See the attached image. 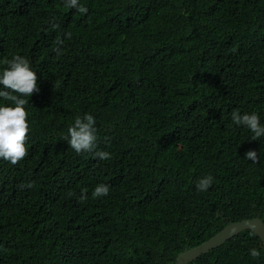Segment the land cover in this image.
<instances>
[{
	"label": "trees",
	"instance_id": "16d2710c",
	"mask_svg": "<svg viewBox=\"0 0 264 264\" xmlns=\"http://www.w3.org/2000/svg\"><path fill=\"white\" fill-rule=\"evenodd\" d=\"M79 4L87 14L0 0V73L23 56L40 88L25 105L28 156L0 159V264H176L230 223L264 221V137L231 119L264 124V0ZM85 114L110 160L64 139ZM98 184L109 194L92 198ZM190 264H264V245L245 230Z\"/></svg>",
	"mask_w": 264,
	"mask_h": 264
},
{
	"label": "clouds",
	"instance_id": "9594fccd",
	"mask_svg": "<svg viewBox=\"0 0 264 264\" xmlns=\"http://www.w3.org/2000/svg\"><path fill=\"white\" fill-rule=\"evenodd\" d=\"M64 6L69 9H75L81 15L87 14L88 9L79 4V0H63ZM51 27L58 29L59 25L52 23ZM72 33L67 32L64 38L58 37L57 47L54 49L57 56L63 55L61 45L64 39H71ZM7 67L0 73V98L9 101L8 106H0V159L15 166L28 156L26 141L29 139L30 125L28 113L25 105L29 103L27 97L40 91L38 85L37 73L31 69V62L20 55H15L12 59L4 60ZM232 122L237 126H243L249 129L254 135L252 140L264 137V124H261L259 115L255 112L243 115L239 110L231 113ZM96 120L91 114H85L83 117L77 116L73 126L68 128V135L64 137L69 147L77 154L84 152H94L96 158L100 160H110L111 154L107 151H94L97 147V129ZM245 159L252 163L259 162V155L254 150L245 153ZM214 177L204 176L196 183L198 191L205 192L213 184ZM23 188H32L28 183L21 185ZM110 186L107 184H98L92 192V198H100L109 194ZM72 195V193H70ZM80 202L88 199L87 189H82L78 197ZM249 254L253 258H259L260 252L256 248L249 249Z\"/></svg>",
	"mask_w": 264,
	"mask_h": 264
},
{
	"label": "water",
	"instance_id": "95a60500",
	"mask_svg": "<svg viewBox=\"0 0 264 264\" xmlns=\"http://www.w3.org/2000/svg\"><path fill=\"white\" fill-rule=\"evenodd\" d=\"M245 230H250L257 234L264 245V221L261 218L245 219L240 222L230 223L211 239L192 249H187L177 258L176 264H190Z\"/></svg>",
	"mask_w": 264,
	"mask_h": 264
}]
</instances>
